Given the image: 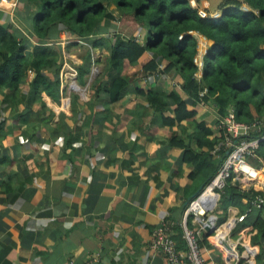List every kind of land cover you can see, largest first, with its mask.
<instances>
[{
    "label": "crops",
    "instance_id": "0c3cea01",
    "mask_svg": "<svg viewBox=\"0 0 264 264\" xmlns=\"http://www.w3.org/2000/svg\"><path fill=\"white\" fill-rule=\"evenodd\" d=\"M220 2L191 0L206 13L219 11ZM27 3L0 0V264H167L150 247L152 229L169 220L186 250L183 211L218 164L207 145L222 135L216 105L189 97L178 71L163 72L166 62L143 72L125 61L120 74L130 81L112 96L107 56L114 28L77 37L60 26L55 40L40 38ZM135 36L143 42L146 31ZM195 37L199 79L212 41ZM50 50L62 59L59 72L56 62L31 63ZM152 55L147 50L140 61ZM8 56L19 69L6 67ZM67 65L76 70L73 85L63 76ZM149 91L157 100H148ZM248 160L260 174L232 183L264 194V167ZM247 205L219 198L212 212L217 230L200 243L207 262L258 264V246L243 233L257 208Z\"/></svg>",
    "mask_w": 264,
    "mask_h": 264
},
{
    "label": "trees",
    "instance_id": "16d2710c",
    "mask_svg": "<svg viewBox=\"0 0 264 264\" xmlns=\"http://www.w3.org/2000/svg\"><path fill=\"white\" fill-rule=\"evenodd\" d=\"M25 1L29 2L33 26L40 38L55 40L61 32L60 26L77 37L106 33L109 28H114L115 39L107 56L108 69L114 73L108 87L112 96H119L130 81L129 76L120 74L125 61L139 65L143 72L166 62L163 72L178 71L183 79V91L194 100H198L200 91L205 89L201 97L214 103L221 117L233 108L238 121L259 120V127L244 137L259 139L255 158L248 156L247 159L259 160L264 167V139L261 138L264 134V0H221L217 18L201 16L198 8L191 5V0ZM142 29L146 31V37L139 42L135 35ZM195 33L212 41L203 56L199 79L194 61L197 54ZM16 50L18 48L13 52ZM147 50L153 51L152 58L141 62L140 58ZM10 56L4 57L6 67L13 65L19 69L20 63ZM89 59L88 55L83 64ZM40 62L46 66L56 62L58 72L62 66V59L52 50L31 63L35 66ZM146 97L150 101L158 98L152 91ZM173 98L178 100L176 110H181L183 101L177 96ZM219 139L207 145L212 149ZM226 155L227 149L222 148L217 167L211 169L210 179L220 169ZM219 193L220 201L225 204H238L247 199L250 209L257 208L254 221L243 233L252 245L258 246L256 262L264 264V203L254 204L256 197L264 198L263 192L254 188L242 190L229 178ZM208 236L201 237L202 243H208ZM239 255L249 257L245 247L242 250L239 247Z\"/></svg>",
    "mask_w": 264,
    "mask_h": 264
},
{
    "label": "built area",
    "instance_id": "2783aa9c",
    "mask_svg": "<svg viewBox=\"0 0 264 264\" xmlns=\"http://www.w3.org/2000/svg\"><path fill=\"white\" fill-rule=\"evenodd\" d=\"M199 13L201 16L210 15L213 18L220 16L219 11L212 13L201 11ZM199 66H202L201 62H199ZM63 76L71 81V85L75 84L76 70L72 66L67 65L63 71ZM203 95L204 91L200 93V96ZM219 123L222 135L212 150L218 157L219 151L224 148L227 149V155L217 173L187 203L183 211L180 224L182 228L181 236L187 245L186 250L182 251L179 249L173 236V224L169 220H161L152 229L150 247L162 255L167 264H211L202 255L200 241L205 231L203 226L199 224V220L203 222L208 220L215 221V216L212 212L220 198L219 191L223 189L229 178L232 180H254L260 174V171L251 165L247 159L248 156L255 158V150L258 147L259 139L244 137L250 131L258 128L260 121L257 119L250 123L238 121L236 120L234 110H229L226 115L220 117ZM261 138L264 139V134ZM261 203H264V198L261 196L256 197L254 204L258 205ZM242 218L243 216L239 219ZM189 220H192V223H195L197 226H189ZM217 243L223 248V243L218 238ZM228 252L233 257L238 256L239 253L234 248L228 250Z\"/></svg>",
    "mask_w": 264,
    "mask_h": 264
},
{
    "label": "water",
    "instance_id": "95a60500",
    "mask_svg": "<svg viewBox=\"0 0 264 264\" xmlns=\"http://www.w3.org/2000/svg\"><path fill=\"white\" fill-rule=\"evenodd\" d=\"M234 183L237 184L238 183V180L235 179ZM199 224L201 226H203V229H204L205 234L207 236L215 233L216 230H217V223L214 220H208L206 222H203V221H200L199 220Z\"/></svg>",
    "mask_w": 264,
    "mask_h": 264
},
{
    "label": "rangeland",
    "instance_id": "374dc122",
    "mask_svg": "<svg viewBox=\"0 0 264 264\" xmlns=\"http://www.w3.org/2000/svg\"><path fill=\"white\" fill-rule=\"evenodd\" d=\"M192 6H194V7H198V5L196 4V3H193V4H191ZM203 5H205V4H203ZM200 6L202 7V4L200 3ZM200 7V8H201ZM211 7H213V6H211ZM214 12V11H213ZM200 14V13H199Z\"/></svg>",
    "mask_w": 264,
    "mask_h": 264
}]
</instances>
